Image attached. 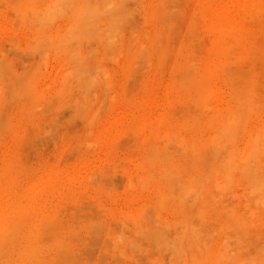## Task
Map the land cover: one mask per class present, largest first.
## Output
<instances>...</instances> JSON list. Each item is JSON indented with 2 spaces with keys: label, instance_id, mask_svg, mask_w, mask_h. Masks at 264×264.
<instances>
[{
  "label": "rangeland",
  "instance_id": "obj_1",
  "mask_svg": "<svg viewBox=\"0 0 264 264\" xmlns=\"http://www.w3.org/2000/svg\"><path fill=\"white\" fill-rule=\"evenodd\" d=\"M30 1L0 0V98L1 102L4 101V104L7 105H1V108L4 107V109H1L3 110V116H6L3 118H8V121L5 120L7 121L6 124L3 121L6 127L0 126V198L4 199L7 194L33 192L36 195V200L33 203L39 211L35 212L36 214L33 213V216L31 215L32 213L28 212L22 214L19 221L24 224H28L30 221L32 223L37 221V224L41 223V225L34 229L29 228L30 230L24 234V237L28 235V238H33L38 244L34 241L33 245L36 246H32L31 249L27 247L24 240L20 241L17 244L18 246L8 249L9 263L4 261L3 264H52V261L54 262L53 264H179V261L180 264H191V262L193 264H224L222 263L224 261L226 264L230 262L232 264L233 260H236L235 263L233 261V264H237L238 261H241V264H244L243 262L245 264H264L263 184L259 185L261 189L255 187L252 183L250 186V183L248 185L243 179L240 180L241 178L239 179V175L236 172L235 174L233 173L236 177L232 175L233 182L230 176L228 183L226 181L227 178L225 176L222 177L223 172L221 173L219 169L218 174H216V169L215 172L213 170L209 171L211 175H208L209 178L205 181L206 168H201L199 169L200 172L198 171L201 174L204 170L203 175L201 174L203 177L201 179L200 175L196 174L197 169H189L194 171H190L189 173L191 174L196 172V177H194L195 175H189L185 171L189 175L187 178L181 169L179 171L176 170V172L171 168L169 170L167 168L165 173L164 167L162 168L159 163L155 167L148 163L144 164L150 157H153V153L150 150L153 145L159 147L153 146L152 151L154 148L163 150L162 147H164L163 151H159L164 153L165 150H168L169 153L165 154V152L162 156H168L172 153L170 156L173 157L174 153L176 161L183 162L184 160L182 159L184 158L179 152L180 148L178 150L177 138H174L176 143L173 140V137H176L175 134L177 136L191 135L193 136L192 138L200 136V139L207 136L206 140H208L210 135H215L213 132H215V125H217L215 122L217 120H213L212 123L214 122V125H212L205 117H209L212 120L213 114L216 115L215 112L219 114V112H225L226 107L228 109L234 107L233 95L238 88L244 95L247 94V92L246 94L244 93L247 90L249 95L252 93L251 98L253 99L251 100L254 101L253 105L249 106L250 108L246 107L248 105H244L246 108H243H249V112L252 109L254 113L251 111L252 116L250 115V117L247 110V116L250 118L247 117V119L242 120L243 122L239 121L240 123L242 122V125L248 121L245 123L246 127L245 125L241 126V130L238 128V122V127L235 129L234 134L240 137H232L235 138L236 142L234 140L230 142L231 138L229 139V136L225 137L221 134L220 136L221 138L224 136L226 140L228 139L230 146H233L232 143H234L240 151L241 148H244L242 152H245L242 158L240 155L242 153H238L240 155L239 158L237 156L238 159H243L241 163L242 161L249 163L248 160L253 158L251 159L253 164L257 160H261V163L264 164V155H262V152H264V150L262 151L264 149V146H262L264 143V0H126V2L125 0H98L97 2L96 0H63L65 4H61L60 7L56 0H50L54 1V3L48 0H37L35 2L34 5L37 8L39 5L42 10L47 7L49 13L51 8H55L58 11H56L57 17L52 16L55 9L50 14L45 9L43 11L39 10L40 8L38 12V10L36 11L37 8L33 7L34 5L30 6L32 4ZM32 1L34 2V0ZM45 1L46 4H49L46 5ZM256 1H259L258 4L260 5H258V10L257 7L252 8L253 3ZM98 3H101L99 7L97 6ZM68 4L72 5L70 7L74 11L69 10L70 7L67 9ZM57 6L58 9L56 8ZM66 6L67 8L65 9ZM106 6L108 11L103 9V7L107 8ZM28 8L31 9L30 13L33 15L30 14L29 16L27 11L24 10L27 9L29 13ZM167 8L169 12L167 10L168 15L166 16L167 12L165 9ZM98 9L101 10L99 11ZM40 11L43 12L41 16H39ZM64 12L65 14L70 13V16L65 17L64 14L62 15ZM97 12L98 14H96ZM162 12H165V14H162ZM43 14L47 21L49 20L46 17L47 14L55 18V20L52 21L51 18L52 22H48V25H46L47 21H44V29L42 27L37 28ZM58 15L63 17L59 19ZM103 15L104 17H102ZM218 15L222 16L224 20L226 19L225 21L229 23L230 29L231 27L233 28L232 31H229V34H232V32L234 35L237 33L239 35L244 34V38H241L237 45L236 41L233 43L229 35L223 36L224 38L220 37L221 39L217 37L219 24L216 16L219 17ZM28 16L34 18L29 19ZM38 16L39 18H37ZM91 16L92 18H90ZM118 16L120 17V22ZM98 18L102 21H99ZM111 19H114V21ZM27 20L28 23L25 22ZM105 20H110L111 22L107 21L105 23ZM127 20L130 21V24L127 23ZM117 21L119 22L118 24ZM113 22L116 24L114 25ZM196 22L198 23L195 24ZM71 23H76L74 24L75 26L73 25L74 28ZM70 24L71 26H69ZM121 24H124V27ZM191 26L192 28H190ZM65 27L70 32L66 33L67 29ZM162 27L165 28L163 29ZM240 28H243V30ZM113 32L115 35H113ZM64 34H67V38L66 42L64 41V49H62ZM38 37L39 39L48 37L47 39L45 38L46 40L43 38L46 42L42 39L43 47H41V43L39 45L44 49V45L47 44V48L44 51L46 50L45 52L49 54L45 55L46 53L43 54L41 52L43 50L39 48L36 41L39 40ZM49 37L51 38V43L48 40ZM68 37L70 38L68 39ZM80 39H84L83 42ZM105 39H110L109 43ZM47 42L50 45L52 44V46H48ZM105 44L107 46L104 47ZM111 44L113 46L117 45L113 48ZM220 44L226 45L227 51L224 54L218 53L219 55L216 56L214 50ZM109 45L111 46L109 47ZM35 46H38L37 48L41 51L32 50ZM70 46H73L74 49ZM75 46H79V49H76ZM95 47L98 52H94ZM56 48H59V51ZM109 48L114 50L110 52ZM229 48L232 50H229L230 54H228ZM143 49L147 50V52ZM88 51H91L89 54L92 56L93 52L96 53L95 56H100L98 60L101 61L105 69L106 67L108 68L107 72L109 74H107L108 77L106 79L108 82L105 80L108 84L102 83L96 87L97 90L92 96V98L96 96V98L99 97L101 100L104 99L105 104L102 105V110H99V112L101 111L100 123L95 126L94 132L90 130V133L88 132L92 134L91 136L86 132L88 127L85 121L77 116L74 118L75 109L72 110L74 106L72 107L71 103L68 102L70 97L73 99L74 97L72 96L78 97V94L75 92V94H71L72 96H64L61 92L62 82L63 80L65 82V79L68 78L65 75H67V69L70 68L72 63L70 60L68 61V57L77 53L88 54L86 53ZM212 52H214L213 56L211 55ZM142 53H145V55ZM227 54L229 57H227ZM257 55L259 56L257 57ZM102 56H104V60ZM136 56L137 58H134ZM184 56H187L189 60L193 57L194 59L197 58L196 61L192 59L193 61L191 60L192 62H190L192 63L191 66L194 65V68L196 67L197 69L202 68L203 64L211 58L212 62L214 56L218 58V60L215 58L217 61L212 63L214 65L217 63L216 67L212 66L214 76L211 77L210 81L213 83L210 85L214 89V94L212 95L213 97L211 96L212 100H210L209 104L211 107L209 105L205 107L207 113L204 110L205 108H202L204 111L200 110L199 105L197 106L198 103L187 98L186 93L177 86L181 81L179 80V75L184 77L183 75L187 73L184 67L185 59L182 61ZM44 57L47 60H44ZM114 57L115 60L113 59ZM179 63H182L183 66H176ZM195 64H198V66ZM176 68L177 70H174ZM172 70L174 73H171ZM182 70L185 74L184 72L182 73ZM175 71L180 72V74ZM109 81L110 83L112 82V85ZM23 82H25V86L29 85L26 87L28 92L25 87L21 86ZM245 83L248 85L252 84L251 88H248L247 84L246 87ZM234 88L236 89L234 90ZM252 88L256 90L254 91ZM257 89L259 90L257 91ZM15 91L20 92V95L25 92L28 95L25 93L19 96L17 93V97H19H16V99ZM249 95L247 94V96ZM104 96L106 97L103 98ZM109 100H111V104ZM256 101L259 107L257 105L258 108L254 109L257 104H255ZM208 106L209 108H207ZM209 109L211 110L209 111ZM192 112L195 113L193 116ZM197 113H201L203 116L206 113V115L201 120L199 119V122L197 121L198 125L195 127L197 123L195 121L198 118L195 120L194 115L195 117L200 116ZM209 113H212V117ZM190 115L192 117L188 118ZM191 119L193 122L190 121ZM204 119L208 122H206L207 124L211 123V127L207 124L205 125ZM187 120L189 121L187 122ZM192 123H195V125ZM261 126L263 131H260V129L256 130L258 127L262 129ZM206 128L207 131H205ZM213 128L215 129L213 130ZM244 128L246 131L243 130ZM240 131H242V134L239 133ZM256 131L263 133L255 134ZM165 132L167 135L169 134V137L166 138L164 136L166 135ZM251 133L253 134L251 135ZM170 134L174 136L171 137ZM248 134L250 137L252 136V141ZM259 134L263 138L259 137ZM170 137L172 140L169 139ZM257 137L263 140L261 141ZM212 138L215 137L213 136ZM247 138L250 140H248L249 142H247ZM84 139L87 140L86 142H90L85 143ZM224 139L222 141L229 146ZM91 140L94 142L92 143ZM256 140L260 143L262 142L257 146L258 149L253 146L259 143ZM246 142L248 144L252 142V145L247 146ZM230 146L229 149L235 148H230ZM251 146L255 148V155L254 151L249 149V147L253 148ZM225 150H222L223 153H227ZM260 152L261 156L257 157ZM148 153L151 155L149 156ZM246 153L250 158L244 155ZM233 154H231L232 157L228 155L231 158L230 162L236 159L233 157L237 154ZM219 156L221 157L222 155L218 154L217 157ZM145 159L148 160L145 161ZM223 160L226 162L224 158ZM251 160L249 161L251 162ZM239 161L232 163L233 165L228 162L227 165L234 166ZM258 161L256 163L259 164L260 162ZM256 163L254 165L257 167V175L263 181L264 166L262 165L263 167H261ZM212 171L218 177L214 178ZM168 174L170 175L167 176ZM182 175H185V178ZM179 176L185 182L193 177L195 179L189 180L187 184L183 181L186 184L184 185L179 181V179L182 181ZM213 178L215 183L211 182ZM216 182L219 184L217 187L220 188H216V185H214ZM230 182L232 183L230 184ZM191 187L201 190L200 192L197 191L201 195V199L196 190L192 191ZM251 187L254 191H251ZM166 188L167 190L171 188L174 194H179L180 192V197L186 191V189L184 191V188H187V191H191V195L195 194V196H198V200L196 199L197 196H186V199L189 196L192 197L187 202L190 206L194 204L191 208L193 217L191 213L190 215L187 214L188 216L186 214L183 215V211L180 210V214L183 217L190 218L191 216L189 220L186 219L188 220L187 222L190 221L189 223H186L182 215L176 212V209L179 211L178 208L181 206L179 197H177V200L173 199L175 200L174 203L172 202L173 200H168L162 203L163 205L161 204L159 199L163 200V197L159 196L163 193L162 191L164 193L167 191ZM182 188L183 191H181ZM261 190L262 193L260 192ZM207 195H212L210 198L214 199L213 202ZM196 200L197 202H195ZM177 201L179 202L178 207L176 206ZM2 202L1 200L0 203ZM23 202L24 204L30 203L27 199ZM209 204L211 205L209 206ZM146 213L147 215H144ZM44 220L46 221L44 222ZM49 222L50 225L48 226ZM188 234L189 236L191 235L192 245L190 239H188ZM52 239L55 240L52 241ZM185 239L189 241L185 242ZM180 245L183 246L180 247ZM198 246L201 251L197 249ZM165 247L169 249L167 250ZM31 250L35 251L36 254H34L35 252L32 254ZM180 252L183 259L180 256ZM224 255L227 257L231 255L228 258L233 259L230 262H228L230 260L228 258L221 259L225 257ZM54 256L55 259L53 258ZM57 259L59 262H56L58 261ZM176 259L178 262H176Z\"/></svg>",
  "mask_w": 264,
  "mask_h": 264
},
{
  "label": "bare ground",
  "instance_id": "obj_2",
  "mask_svg": "<svg viewBox=\"0 0 264 264\" xmlns=\"http://www.w3.org/2000/svg\"><path fill=\"white\" fill-rule=\"evenodd\" d=\"M30 1V0H29ZM37 0H34V2L31 0L30 2L32 3L30 6L32 7V5H34L35 4V2H36ZM48 1H50V0H48ZM57 2V4H58V6L60 7L61 6V4H65V2L63 1V0H56ZM65 1H68V0H65ZM71 1H73V0H71ZM93 1V0H92ZM98 0H96V2H97ZM101 1H103V0H101ZM107 1V0H106ZM106 1H104V2H106ZM129 1V0H128ZM135 1V0H134ZM162 1V0H161ZM50 2H52V1H50ZM62 2H64V3H62ZM120 2H122V1H120ZM125 2H126V0H125ZM165 2V1H164ZM259 2V1H258ZM258 2L256 1V2H251V3H253V7L252 8H256L257 7V10H258V7L260 6L259 4H258ZM12 3V2H11ZM17 3V2H16ZM45 4H46V1L44 2ZM52 3H54V1L52 2ZM52 3H50L51 5H53ZM69 3H71V2H69ZM103 3V2H102ZM111 4H112V2H110ZM109 3V4H110ZM129 3V2H128ZM163 3V2H162ZM47 4H49V3H47ZM46 4V5H47ZM72 4V3H71ZM89 4V3H88ZM92 4V3H91ZM104 4V3H103ZM108 4V3H107ZM67 5V4H66ZM93 5H94V3H93ZM101 5V3L99 4L98 3V7ZM105 5V4H104ZM127 5V4H126ZM164 5V4H163ZM245 5V4H244ZM259 5V6H258ZM26 6H27V4H26ZM40 6V5H39ZM38 6V8L34 5L33 7H35V9H36V11L39 9V10H42V8L41 7H39ZM42 6V5H41ZM53 6H55V5H53ZM58 6L56 7L57 9H58ZM70 6H72V5H69L68 4V8H67V6L65 7V9L67 8V9H69V7ZM15 7V6H14ZM43 7V6H42ZM44 7H46L45 5H44ZM105 7V6H104ZM103 7V9L105 10H107L108 9V7L107 8H104ZM248 7V6H247ZM49 8V7H48ZM89 8V7H88ZM92 8V7H91ZM116 8V7H115ZM262 8V7H261ZM263 8H264V6H263ZM29 9V13H28V10L27 9H24L25 11H27V14L30 16V8H28ZM34 9V8H33ZM45 9V8H44ZM43 9V10H44ZM53 8H51V10H50V13H52V11H54V9L52 10ZM102 9V8H101ZM100 9V10H101ZM102 9V10H103ZM160 9H162V8H160ZM164 9V8H163ZM243 9V8H242ZM39 10H38V12H39ZM42 10V11H43ZM49 10V9H48ZM69 10H73V9H71V7H70V9ZM94 10V9H93ZM95 10H96V8H95ZM94 10V11H95ZM99 10V9H98ZM99 10V11H100ZM111 10V9H110ZM121 10V9H120ZM128 10V9H127ZM159 10V9H158ZM166 10V12H167V10H168V8L167 9H165ZM256 10V11H257ZM45 11H47V7H46V9H45ZM56 9H55V11H54V13H53V17L55 16V17H57L56 15H57V13H56ZM61 11V10H60ZM74 11V10H73ZM93 11V12H94ZM97 11V10H96ZM108 11V10H107ZM106 11V12H107ZM262 11V10H261ZM260 11V12H261ZM23 12V11H22ZM35 12V11H34ZM48 12V11H47ZM58 12V11H57ZM85 12V11H84ZM130 12V11H129ZM168 12H169V10H168ZM168 12H167V14H166V16L168 15ZM255 12V11H254ZM24 13V12H23ZM42 13L43 12H41L40 11V14L39 13H36V14H39V16H41L42 15ZM49 13V12H48ZM49 13V14H50ZM86 13V12H85ZM92 15H93V13L92 12H90ZM100 13V12H99ZM111 13V12H110ZM128 13V12H127ZM153 13V12H152ZM156 13V12H155ZM257 13V12H256ZM19 14V13H18ZM17 14V15H18ZM27 14H26V16H27ZM60 14V13H59ZM65 15V17H68V15L70 16V13L69 14H65V12L64 13H62V15ZM71 14H72V11H71ZM96 14H98V12L96 13ZM107 14V13H106ZM162 14H165V12L163 13L162 12ZM260 14V13H259ZM23 15V14H22ZM31 15H33V14H31ZM46 15V14H45ZM60 16L61 18L63 17V16ZM90 15V14H89ZM95 15V14H94ZM108 15V14H107ZM119 15H120V13H119ZM153 15V14H152ZM19 16V15H18ZM25 16V17H26ZM28 16V17H29ZM39 16L37 17V18H39ZM111 16H112V14H111ZM164 16V15H163ZM219 16V15H218ZM24 17V16H23ZM28 17H27V19H28ZM44 17V18H43ZM43 22H42V18L39 20L40 22V24H41V26H40V24L37 26V28H43L44 29V25H45V23H44V21H47L46 19H45V16H44V14H43ZM46 17H48L49 18V20L47 21V24L46 25H48L49 23H51L52 21H54L55 20V18H53V17H51L50 15H48L47 14V16ZM58 17H59V15H58ZM60 17H59V19H60ZM64 17V18H65ZM97 17V16H96ZM102 17H104V15L102 16ZM119 17V16H118ZM30 18H32V17H29V19ZM34 18V17H33ZM32 18V19H33ZM51 18H52V21H51ZM88 18V17H87ZM90 18H92V16L90 17ZM108 18V17H107ZM124 18V17H123ZM163 18V17H162ZM165 18H169V17H165ZM223 17L221 16H219V17H217L216 16V19H217V22H218V24H219V29L217 30V37H223V36H227V35H229V37H231L230 39H232V41H233V43H234V41H236V45L238 44L237 42H239V40H241V38H244V34L243 35H239L238 33L236 34V32H235V34L236 35H234V33L232 32V34H229V31L231 30L232 31V27H231V29H230V25H229V23H226V19L224 20V18L222 19ZM26 19V18H25ZM84 19V18H83ZM89 19V18H88ZM94 19V18H93ZM99 19V18H98ZM98 19H97V21H98ZM105 19H106V17H105ZM110 19V18H109ZM116 19V18H115ZM120 19V17L118 18V20ZM164 19V18H163ZM81 20V19H80ZM95 20V19H94ZM104 20V19H103ZM112 21H114V19H111ZM169 20V19H168ZM30 21V20H29ZM32 21V20H31ZM51 21V22H50ZM78 21V20H77ZM85 21V20H84ZM99 21H102V20H100L99 19ZM108 21V20H107ZM106 20H105V23L107 22ZM110 21V20H109ZM108 21V22H109ZM116 21V20H115ZM132 21V20H131ZM162 21V20H161ZM225 21V22H224ZM22 22V21H21ZM25 22H27L28 23V20L27 21H25ZM24 22V23H25ZM34 22V21H33ZM49 22V23H48ZM111 22V21H110ZM119 22H120V20H119ZM118 21H117V24L119 23ZM124 22H126V21H124ZM130 21H128L127 20V23L128 24H130L129 23ZM133 22V21H132ZM168 22V21H167ZM26 23V24H27ZM29 23H31V22H29ZM36 23H38V22H36ZM44 23V24H43ZM98 23V22H97ZM105 23H102V24H105ZM123 23V22H122ZM134 23V22H133ZM132 23V24H133ZM164 23V22H163ZM169 23V22H168ZM198 22H196L195 24H197ZM234 23H235V20H234ZM32 24V23H31ZM35 24V23H34ZM72 24V27H73V25L74 24H76V23H71ZM71 24L69 25V26H71ZM84 24V23H83ZM90 24V23H89ZM113 24H114V22H113ZM113 24H111V25H113ZM116 24V23H115ZM114 24V25H115ZM124 24H126V23H124ZM124 24H121L122 26L124 25ZM128 24H126V25H128ZM165 24V23H164ZM239 24V23H238ZM68 25V24H67ZM86 25V24H85ZM84 25V26H85ZM110 25V26H111ZM120 25V24H119ZM125 25V26H126ZM68 26V28L70 29V27ZM75 26V25H74ZM80 26V25H79ZM96 26H98V25H96ZM130 26H133V25H130ZM71 27V28H72ZM105 27V26H104ZM124 27V26H123ZM128 27V26H127ZM239 27V26H238ZM66 28V27H65ZM68 28H66L67 30H66V33L67 32H70V30L68 29ZM74 28V27H73ZM72 28V29H73ZM77 28V27H76ZM92 28V27H91ZM98 28V27H97ZM114 28V27H113ZM163 28V27H162ZM165 28V27H164ZM163 28V29H164ZM190 28H192V26L190 27ZM87 29V28H86ZM85 29V30H86ZM89 29H90V27H89ZM88 29V30H89ZM103 29V28H102ZM240 29H242L243 30V28H240ZM42 30V29H41ZM65 30V29H64ZM85 30H84V32H85ZM107 30H109V29H107ZM122 30H124V28H122ZM129 30V29H128ZM162 30V29H161ZM171 30V29H170ZM216 30V29H215ZM79 31H80V29H79ZM87 31V30H86ZM105 31V30H104ZM111 31H113V30H111ZM74 32H76L75 30H74ZM93 32V31H92ZM96 32V31H95ZM103 32V31H102ZM102 32H100V33H102ZM107 32V31H106ZM118 32V31H117ZM127 32V31H126ZM129 32V31H128ZM143 32V31H142ZM243 32V31H242ZM65 33V32H64ZM77 33V32H76ZM83 33V32H82ZM88 33V32H87ZM91 33V32H90ZM94 33V32H93ZM121 33V32H120ZM123 33V32H122ZM133 33V32H132ZM244 33V32H243ZM62 34V33H61ZM69 34H75V33H69ZM83 34H85V33H83ZM111 34H112V32H111ZM118 34H119V32H118ZM148 34V33H147ZM146 34V35H147ZM36 35V34H35ZM43 35V34H42ZM60 35V34H59ZM72 35H70V36H72ZM101 35V34H100ZM113 35H115L114 34V32H113ZM123 35V34H122ZM121 35V36H122ZM130 35H131V33H130ZM144 35V34H143ZM196 36H197V34H195ZM63 36H65L64 37V40H63V43L61 42L62 41V39H61V43L63 44V48H62V46H60L62 49H64V41L66 40V38H67V34L65 35H63ZM69 36V35H68ZM91 36V35H90ZM103 36V35H102ZM109 36H111V35H109ZM148 36V35H147ZM161 36H163V35H161ZM165 36V35H164ZM40 37V36H39ZM39 37H38V39H39ZM62 37V36H61ZM92 37V36H91ZM97 37V36H96ZM124 37V36H123ZM136 37H137V35H136ZM160 37V36H159ZM44 37H42V38H40L39 40H36L37 42H38V46H39V48L41 49V50H43L44 51V49H46L47 47H46V43H44V44H46V45H44L45 47H44V49L43 48H41V47H43L42 46V43H43V40L46 38H44ZM48 38V37H47ZM46 38V39H47ZM70 37H68V39H69ZM76 38V37H75ZM80 38V37H79ZM98 38V37H97ZM96 38V39H97ZM113 38V37H112ZM115 38H116V36H115ZM224 38V37H223ZM43 39V40H42ZM45 39V40H46ZM68 39H67V41H68ZM93 39H95V38H93ZM99 39V38H98ZM100 39H102V38H100ZM120 39V38H119ZM137 39V38H136ZM156 39V38H155ZM221 39V38H220ZM44 40V41H45ZM49 42L51 43V38L49 37ZM53 40V39H52ZM54 40H56V39H54ZM84 40V39H83ZM83 40L82 39H80V41L81 42H83ZM87 40V39H86ZM91 40V39H90ZM104 40V39H103ZM106 40V39H105ZM108 40V43H109V41H110V39H107ZM107 40H106V42H107ZM253 41H254V39H252ZM42 41V42H41ZM70 41V40H69ZM94 41V40H93ZM231 41V40H230ZM35 42V41H34ZM46 42V41H45ZM49 42H47L48 43V46L50 45L49 44ZM59 42V43H60ZM66 42V41H65ZM72 42V41H71ZM74 42V41H73ZM80 42V43H81ZM92 42V41H91ZM105 42V41H104ZM122 42V41H121ZM157 42V41H156ZM41 43V47H40V44ZM68 43V42H67ZM76 43V42H75ZM77 43H78V41H77ZM76 43V44H77ZM85 43V42H84ZM87 43V42H86ZM107 43V44H108ZM112 43V42H111ZM228 43V42H227ZM35 44V43H34ZM94 44V43H93ZM117 44H118V41H117ZM116 44V45H117ZM143 44V43H142ZM88 45V44H87ZM112 45V44H111ZM111 45H109V47L111 46ZM115 45V46H116ZM145 45V44H144ZM230 45V44H229ZM235 45V46H236ZM256 45H258V44H256ZM37 46V47H38ZM52 46V44L50 45V47ZM57 46V45H56ZM86 46V45H85ZM105 46H107L106 44L104 45V47ZM113 46V45H112ZM115 46H113V48H115ZM219 46V45H218ZM220 46H222V47H220ZM220 46L219 47H217V49H215L214 50V52H212L211 53V55L213 56V53L214 54H216V56H218L219 54H224L226 51H227V46L225 45H222V44H220ZM224 46V47H223ZM36 46L35 47H33L34 49H32V50H40L39 48H37ZM58 47V46H57ZM68 47V46H67ZM70 47H72L73 48V46H70ZM69 47V48H70ZM76 47V46H75ZM79 47V46H78ZM78 47H76V49L78 48ZM145 47V46H144ZM167 47V46H166ZM112 48V47H111ZM158 48V47H157ZM57 49V48H56ZM59 49V48H58ZM57 49V51H59ZM74 49V48H73ZM79 49V48H78ZM89 49V48H88ZM96 47H95V50H94V52L96 51ZM119 49V48H118ZM252 49V48H251ZM257 49V48H256ZM40 50V51H41ZM55 50V49H54ZM86 50H87V48H86ZM90 50H92V49H90ZM109 50H110V48H109ZM108 50V51H109ZM112 51L114 50V49H111ZM111 50H110V52H111ZM133 50H134V47H133ZM140 50V49H139ZM145 52H147V50H145V49H143ZM232 51L231 50V48H229L228 49V54H230L231 52L230 51ZM239 50V49H238ZM43 51H41L43 54L44 53H46L45 55H47V54H49L48 52H43ZM56 51V52H57ZM61 51V50H60ZM70 51V50H69ZM72 51V50H71ZM171 51V50H170ZM253 51V50H252ZM251 51V52H252ZM37 52H39V51H37ZM55 52V53H56ZM62 52V51H61ZM60 52V53H61ZM75 52V51H74ZM89 52H91V51H88V52H86V53H88V54H85V53H77V54H73V55H70L69 57H68V61L70 60V62H72L71 64H70V68L69 69H67V75H65V76H68V78H66L65 79V82H64V80H63V82H62V93H63V95L65 96H70L71 94H75V92L78 94V97L77 96H72V97H74L73 99L70 97V99H69V101L68 102H70L71 103V105H72V110L73 109H75L74 110V112H75V115H74V118H75V116H77V117H80L81 119H83L84 121H85V123H86V126L88 127V128H86L87 129V133L89 132V130L90 131H93V129L95 128V126L97 125V124H99L100 123V121H101V115H100V112H99V110L101 109V108H103V104H105V100L103 99V100H101V98H96V96L94 97V98H92V96H94L93 95V93L97 90V88L96 87H98L99 85H101L102 83H106V81L108 82V80H106L107 79V77H108V68L106 67V65H105V67H106V69L104 68V66H103V64L101 63V61H99L98 59H99V57L100 56H95V54L96 53H94L93 52V56L91 55V54H89ZM96 52H98V51H96ZM140 52V51H139ZM59 53V54H60ZM68 53H73V52H68ZM67 53V54H68ZM104 53H105V50H104ZM114 53H115V51H114ZM219 53V54H218ZM257 53H259V52H257ZM109 54V53H108ZM120 54H121V52H120ZM120 54H118V55H120ZM130 54V53H129ZM143 54V53H142ZM154 54V53H153ZM167 54V53H166ZM196 54V53H195ZM228 54H227V57H229L228 56ZM263 54V53H262ZM69 55V54H68ZM143 55H145V53L143 54ZM250 55V54H249ZM256 55V54H255ZM254 55V56H255ZM108 56V55H107ZM139 56H140V54H139ZM193 56V55H192ZM259 55H257V57H258ZM45 57H47V56H45ZM43 58L44 60L46 59V58ZM109 57V56H108ZM113 57V56H112ZM116 57V56H115ZM115 57L113 58L114 60H115ZM118 57V56H117ZM122 57V56H121ZM146 57V56H145ZM185 57V58H184ZM183 58H182V61H183V59H185V64H184V67H185V69H186V71H187V73L185 74V72L182 70V73L184 72V74L185 75H183L184 77H182L181 75H179L180 74V72H178V71H175V72H178L177 74L179 75V80H181L178 84L179 85H177L178 87H179V89H182L185 93H186V96H187V98H189L190 100H194V101H196L197 103H195V104H197V106L200 108V110H202V111H204L205 110V112H206V105H209L210 104V100H212L211 99V96L214 94L213 93V90L214 89H212L211 88V83L212 82H210L211 81V77H213L214 76V69L212 68V66L214 65V64H212L213 62L215 63L217 60H218V58L217 57H213L214 59H215V61H213L212 60V62H211V57H209V58H211V59H209V61H206L204 64H203V67L202 68H194V65L193 66H191L192 65V63H190V62H192L193 60L192 59H194V57L193 58H191V60H189L188 59V57L187 56H184ZM104 58V56H102V59ZM111 58V57H110ZM134 58H137V56L136 57H134ZM149 58V57H148ZM255 58V57H254ZM109 59V58H108ZM256 59V58H255ZM260 59H261V57H260ZM47 60V59H46ZM104 60V59H103ZM110 60V59H109ZM116 60H118V59H116ZM156 60V59H155ZM195 61L197 60V58L196 59H194ZM253 60V59H252ZM93 61V62H92ZM141 61V60H140ZM150 61V60H149ZM194 61V62H195ZM63 62V61H62ZM69 62V63H70ZM138 62H139V60H138ZM252 62V61H251ZM142 63V62H141ZM196 63V62H195ZM257 63V62H256ZM95 64H97V65H95ZM117 64V63H116ZM140 64V63H139ZM217 64V63H216ZM215 64V65H216ZM229 64V63H228ZM146 65V64H145ZM178 65H182L183 66V64L181 63H179V64H177L176 66H178ZM196 66H198V64H195ZM214 65V66H215ZM230 65V64H229ZM213 66V67H214ZM68 67H69V65H68ZM67 67V68H68ZM216 67V66H215ZM133 68V67H132ZM142 68V67H141ZM213 69V70H212ZM1 70V69H0ZM131 70V69H130ZM141 70V69H140ZM174 70H177V68L176 69H174ZM4 71V70H3ZM173 71V70H172ZM171 71V73H174V71L172 72ZM3 73V72H2ZM131 73V72H130ZM212 73H213V75H212ZM66 74V73H65ZM108 74V75H107ZM176 74V75H177ZM177 75V76H178ZM5 76V75H4ZM182 77V78H181ZM177 78V77H176ZM2 79V78H1ZM63 79V78H62ZM106 80V81H105ZM24 83V84H23ZM23 83H21V86L22 87H28L29 85H26L25 86V82H23ZM65 83V84H64ZM109 83H110V81H109ZM112 83V82H111ZM110 83V84H111ZM236 83H238V82H236ZM235 83V84H236ZM240 83V82H239ZM248 83V82H247ZM247 83H245V85L247 84ZM27 84V83H26ZM106 84H108V83H106ZM213 84V83H212ZM250 84V83H249ZM16 85H18V84H16ZM112 85V84H111ZM238 85V84H237ZM248 85V84H247ZM247 85H246V87H247ZM251 85L252 84H250V85H248V88L250 87L251 88ZM258 85V84H257ZM256 85V86H257ZM104 86V85H103ZM253 86H254V84H253ZM9 87V86H8ZM236 87V86H235ZM245 87V88H246ZM5 88V87H4ZM13 88V87H12ZM31 88V87H30ZM61 88H60V90H61ZM106 88V87H105ZM11 89V88H10ZM14 89V88H13ZM59 89V88H58ZM58 89H57V91H58ZM113 89V88H112ZM236 88H234V90H235ZM239 89V88H238ZM238 89H236L235 90V92H234V95H233V100H234V102H235V106L234 107H231V108H229L228 109V107H226L227 109H225V112H219V114H218V112L216 113L215 112V114L217 115H214L213 114V117L211 116V114L212 113H209V115L212 117V120H210L209 119V117L208 118H206L205 117V119L206 120H208V122L210 121L211 123H212V121L214 120H217L215 123H217V125H215L214 127L216 128H213V130L215 129V132H213V133H215V135H210L209 137H208V140H206L205 138L207 137H203L202 139H200V136L198 137V136H196V137H194V138H192L193 136H186V135H181V133H179L181 136H177V134H175L176 135V137L174 136V135H171L170 134V136L172 137V136H174L173 137V140H174V142L176 143V141H177V145H179V147H178V150H179V148H180V153L182 154V156H183V158L184 159H182V160H184L183 162L181 161V162H177L176 161V159L174 158L175 156H174V153H173V157L172 156H170L171 154H169L168 156L166 155V156H162V154L164 155V153L165 154H168L169 152H168V150L166 151L165 150V152L163 153V152H161V151H163L165 148L164 147H162L163 148V150L160 148V149H153V151H152V148H153V146L154 147H156V148H158L157 147V145H153L152 147H151V152L153 153L152 154V156L153 157H150V159L146 156V158H148L147 160L148 161H150V162H148L146 159H145V161H147V162H145L144 163V160H143V163L146 165L147 163L148 164H151L153 167H155V166H157L158 165V163H159V165L161 164L162 166V168L163 169H165V173H166V169L168 168V170H169V168H171L173 171H179L180 169L181 170H183V172L185 173V171L189 174V175H195V173H193V174H191V173H189L190 171H192V172H194L193 170H189V169H197V175H200V177H201V179L203 178L202 176H201V174L203 175V171L201 172V174L199 173L200 172V170L199 169H201V168H206V169H208V168H210V169H208V170H206L205 169V171H206V175H204V177L206 178V179H204L205 181H207L208 180V175H211V170H213L214 172H215V169H216V174H218V172H219V170H221L220 172L222 173L223 172V176L222 177H224L225 176V178H227V180L226 181H228V179L230 178V176L232 177V182H233V176H234V174H235V172L236 173H238V175H239V179L240 180H242L243 179V181H245V182H247L248 183V185H249V183H250V186H251V183H252V185L254 184V186L255 187H258V189H261V186H259V185H262L263 184V186H264V179H263V181L262 180H260V178L258 177V172H256V170H257V167H255L256 165H254L253 164V161L251 160V159H253V158H250V156L248 155L247 156V153L246 154H244V155H246L248 158H250L249 160H251V162L248 160V162L249 163H247L246 161L245 162H243L242 161V163H241V160H243V159H238L239 158V156L241 155V158H242V156H243V153L245 152V151H243L242 152V150L244 149H242L241 147V151L237 148V145L235 146V144L234 143H232V145L233 146H230L231 144H229L230 142H232V140H234L235 141V138H232L233 136L234 137H240V136H236V134H234L235 133V129L238 127L237 126V124H238V122L239 121H242V120H244V119H247V117L248 118H250L251 116H252V113H251V111H252V109H250L251 111L249 112V106H251V105H253V102L254 101H252L251 99H253V98H251L252 96H251V94L249 95V91L247 90V91H245L244 93L246 94V92H247V94L249 95V96H247V94L246 95H244L243 94V92H240V90H238ZM247 89V88H246ZM253 89V88H252ZM27 92H28V89L26 88L25 89ZM31 90V89H30ZM103 90H104V88H103ZM109 90V89H108ZM238 90V91H237ZM254 90V89H253ZM256 90V89H255ZM254 90V91H255ZM259 89H257V91H258ZM8 91V90H7ZM56 91V92H57ZM112 91V90H111ZM179 91V90H178ZM242 91V90H241ZM14 92V91H13ZM252 92V91H251ZM6 93V92H5ZM15 93H16V96H15V98L17 97V93H18V95L19 96H21V95H24L25 93H22L21 95H20V92H16L15 91ZM233 93V92H232ZM256 93V92H255ZM8 94V93H7ZM10 94V93H9ZM99 94V93H98ZM26 95H28V93H26ZM62 95V94H61ZM109 95V94H108ZM255 95V94H254ZM10 96H12V94H10ZM13 96H14V94H13ZM18 96V97H19ZM7 97V96H6ZM5 97V98H6ZM17 97V98H18ZM24 97V96H23ZM34 97H36V96H34ZM106 96H104L103 98H105ZM213 97V96H212ZM258 97H259V94H258ZM11 98H14V97H11ZM16 98V99H17ZM59 98V97H58ZM57 98V99H58ZM66 98H69V97H66ZM111 98V97H110ZM32 99V98H31ZM62 99H63V97H62ZM65 99V98H64ZM255 99V98H254ZM7 100V99H6ZM9 100H10V98H9ZM13 100V99H12ZM71 100V101H70ZM256 100V99H255ZM64 101H66V100H64ZM107 101V100H106ZM257 101H258V99H257ZM257 101L255 102V104L257 103ZM6 102V101H5ZM67 102V101H66ZM3 103V104H2ZM8 103H9V101H8ZM109 103L111 104V100H109ZM217 103V102H216ZM258 103H259V101H258ZM258 103L256 104V107L254 106V109L256 108H258L259 107V105H258ZM261 103V102H260ZM108 104V103H107ZM110 104H109V106H110ZM232 104H233V102H232ZM1 105L2 106H4V105H6V104H4V101H2L1 102V98H0V126H4V122H5V124H6V122L8 121V118H3V117H6V116H3V110H1V109H4V107H2L1 108ZM246 105H248V106H246V107H249V108H247V109H244V108H246L245 106ZM257 105H258V107H257ZM261 105V104H260ZM7 106V105H6ZM64 106H66V105H64ZM102 106V107H101ZM210 106V105H209ZM209 106L207 107V108H209ZM106 107V106H105ZM211 107V106H210ZM244 107V108H243ZM253 107V106H252ZM70 108H71V106H70ZM69 108V109H70ZM204 110H203V109ZM102 110V109H101ZM198 110V109H197ZM211 109H209V111H210ZM247 110H248V112H249V116H247L248 115V112H247ZM199 111V110H198ZM214 111V110H213ZM222 111V110H221ZM258 111H260V110H258ZM7 112V111H6ZM253 112V111H252ZM207 113V112H206ZM206 113H205V115H206ZM251 113V114H250ZM254 113V112H253ZM6 114V113H5ZM193 114H195V113H193L192 112V116H193ZM198 114V113H197ZM198 115H200L199 117H195V115H194V118H195V120H196V118H198L195 122H199L200 120H201V118H204V116L200 113V114H198ZM103 116V115H102ZM191 115L190 116H188V118L190 117H192ZM197 116V115H196ZM203 116V117H202ZM207 116H208V114H207ZM187 117V116H186ZM210 117V118H211ZM79 118V119H80ZM214 118H216V119H214ZM200 119V120H199ZM204 119V123H205V125L208 123L206 120ZM5 120H7V121H5ZM4 121V122H3ZM146 121V120H145ZM189 120H187V122H188ZM190 121H192V119L190 120ZM203 121V120H202ZM1 122H3V123H1ZM193 122V121H192ZM198 122L196 123V125H195V123L193 124V125H195V127L198 125ZM207 122V123H206ZM219 122V123H218ZM243 122V121H242ZM242 122L240 123L239 122V129L241 130L242 129V127L245 125V127H246V122H248V121H246L245 123H244V125H242ZM9 123V122H8ZM211 123H209V124H207V125H209V127H211ZM214 123V122H213ZM212 123V125H214ZM251 123V122H250ZM249 123V124H250ZM248 124V123H247ZM204 124H203V126H205ZM184 126V125H183ZM242 126V127H241ZM4 127H6V126H4ZM185 127V126H184ZM206 127H208V126H206ZM262 127V126H261ZM264 127V126H263ZM263 127H262V129L261 128H259L258 127V129H256V130H259L260 129V131H263ZM1 128V127H0ZM204 128V127H203ZM249 128V127H248ZM250 128H252V127H250ZM257 128V127H256ZM195 129V128H194ZM204 130V129H203ZM238 130V129H237ZM236 130V131H237ZM243 130H245V128L243 129ZM242 130V131H243ZM252 130V129H251ZM205 131H207V128L205 129ZM239 131V130H238ZM242 131H240L239 133H241L242 134ZM246 131V130H245ZM94 132V131H93ZM170 132H172V131H170ZM178 132H181V131H178ZM90 133V132H89ZM88 133V135H92V134H89ZM92 133V132H91ZM168 133V132H167ZM175 133V132H174ZM238 133V134H239ZM243 133H244V131H243ZM257 133H260V134H262L263 132H259V131H256V133L255 134H257ZM165 134H166V132H165ZM173 134V133H172ZM220 134L221 135H224L225 137H228L229 136V139L231 140H229L230 142H228V139L226 140V139H224V136H223V138H221V136H220ZM233 134V135H232ZM240 134V135H241ZM250 134V133H249ZM248 134V135H249ZM253 133H251V135H252ZM255 134H254V136H255ZM260 134L258 135L259 137H262V136H260ZM85 135H86V133H85ZM84 135V136H85ZM169 135V134H168ZM167 134L166 135H164V136H166V138L167 137H169ZM87 136V135H86ZM96 136V135H95ZM94 136V137H95ZM164 136H162V137H164ZM215 137V138H212V137ZM220 136V137H219ZM247 136V135H246ZM257 136V135H256ZM169 138V139H171L172 140V138ZM219 137V138H218ZM249 137H250V135H249ZM248 137V138H249ZM252 137V136H251ZM250 137V139H251V141H252V138ZM174 138H177L176 139V141H175V139ZM247 138V142H249L250 140ZM256 138V137H255ZM258 138V137H257ZM263 138V137H262ZM222 139H224V140H226V144H228L229 146H230V148L231 147H235L234 149L233 148H231L232 150H233V152L235 151V153L234 154H237V155H235L233 158L236 160H234V161H232V162H230V159L231 158H229V156L228 155H230V157H232L231 156V154H233V152H231L230 153V151H232L231 149H229V146H227V145H225V142H223L222 141ZM259 139V138H258ZM257 139V140H258ZM85 140V139H84ZM95 140V139H94ZM168 140V139H167ZM202 140V141H201ZM205 140V141H204ZM246 140V139H245ZM249 140V141H248ZM254 140V139H253ZM256 140V141H257ZM259 140H261V138L259 139ZM263 140V139H262ZM261 140V141H262ZM87 140H85V143H88V142H90V141H88V142H86ZM169 141V140H168ZM223 143H222V142ZM233 141V142H234ZM91 142L93 143L94 141L93 140H91ZM96 142V141H95ZM169 142H172V141H169ZM236 142V141H235ZM246 142V145L248 146V145H252V142H250V144H248ZM259 141H257V143H258ZM264 142V141H263ZM173 143V142H172ZM224 145V147L226 148V150H225V148L223 147V145ZM262 143V142H261ZM260 142L258 143V144H254L253 146H255V148L259 145V144H261ZM95 144V143H94ZM88 145V144H87ZM86 145V146H87ZM245 145V144H244ZM176 146V145H175ZM227 146V147H226ZM253 146H251V147H253ZM262 146H264V143L262 144ZM262 146H259V147H262ZM176 148H177V146H176ZM221 148H223V149H221ZM255 148L253 147V148H250L249 147V149L252 151H254L255 150ZM264 148V147H263ZM238 149V151H236ZM247 149V148H246ZM257 149H258V147H257ZM159 150H161V151H159ZM177 150V151H178ZM225 150V151H227V153L225 152V153H223V151ZM229 150V151H228ZM264 149H262V151H263ZM155 151V152H154ZM176 151V152H177ZM250 151V152H251ZM261 151V152H262ZM148 152H150V151H148ZM219 152H221V153H219ZM249 152V154H252V153H250ZM261 152L260 153H258V155H257V157L258 156H261L260 154H261ZM154 153H155V155H154ZM238 153H242V154H240V155H238ZM263 154L262 155H264V152H262ZM179 154V153H178ZM218 154H221L222 156L220 157H217V155ZM225 154H227V155H225ZM233 154V155H234ZM256 154V152L254 151V155ZM148 155L150 156L151 154H149L148 153ZM177 155V154H176ZM180 155V154H179ZM224 155V156H223ZM237 156H238V158H237ZM251 156H253V154L251 155ZM226 160V162L223 160V158ZM226 157V158H225ZM245 157V156H244ZM243 157V158H244ZM254 157V156H253ZM247 158V159H248ZM178 159V158H177ZM258 159H260V158H258ZM220 160H221V162H220ZM223 160V161H222ZM238 160H240L238 163H237V165L235 164L234 166H232L233 164L232 163H235V162H237ZM255 160V159H254ZM224 164H223V163ZM228 162H229V164L231 163L232 165H227L228 164ZM258 162H260L259 164L258 163H256L257 165H260L261 167H263L264 166V164L263 163H261V160H259ZM225 163H226V165H225ZM156 164V165H155ZM252 164V165H251ZM141 165H143V164H141ZM150 165V166H151ZM263 165V166H262ZM161 167H160V169H161ZM219 167H223V168H219ZM152 168V167H151ZM150 168V169H151ZM159 168V167H158ZM154 169V168H153ZM159 169V170H160ZM170 169V170H171ZM175 169V170H174ZM187 169H188V171H187ZM219 169V170H218ZM259 169V168H258ZM262 169V168H261ZM264 169V168H263ZM263 169H262V171H263ZM171 170V171H172ZM222 170H224V171H222ZM162 171V173H164ZM170 171V172H171ZM176 171V172H177ZM199 171V172H198ZM210 171V172H209ZM212 171V172H213ZM261 171V170H260ZM208 172H209V174H208ZM213 172V175L215 174ZM264 172V171H263ZM147 173V172H146ZM162 173H160V174H162ZM183 173V174H184ZM187 173H185V175H186V177L188 178L189 177V175H187ZM234 173V174H233ZM172 174V173H171ZM177 174V173H176ZM179 175H180V173H178ZM163 175H165V174H163ZM162 175V176H163ZM170 174H168L167 176H169ZM185 175H182V176H184V178H185ZM212 175V176H213ZM233 175V176H232ZM262 175V174H261ZM161 176V175H160ZM166 176V175H165ZM173 176V175H172ZM190 176V177H191ZM217 176V175H216ZM216 176L214 175V178H216ZM146 177V176H145ZM178 177V176H177ZM176 177V178H177ZM181 176H179V178H180ZM194 177H196V175L194 176ZM193 177V178H194ZM218 177V176H217ZM234 177H236V176H234ZM264 177V176H263ZM150 178V177H149ZM148 178V179H149ZM170 178V177H169ZM173 178V177H172ZM174 178H175V176H174ZM182 178V177H181ZM193 178H191V179H193ZM199 178V177H198ZM212 179V181L211 182H214V180L215 179ZM220 178V177H219ZM225 178H223L224 180H225ZM142 179H145V178H142ZM171 179V178H170ZM191 179H189L190 181H192ZM195 179V178H194ZM193 179V180H194ZM201 179H199V180H201ZM222 179V178H221ZM262 179V178H261ZM150 180H151V178H150ZM168 180V179H167ZM178 180V179H177ZM188 180V179H187ZM188 180V181H189ZM210 180V179H209ZM145 181V180H144ZM162 181V180H161ZM179 181L181 182V183H183V181L185 182V180H183V178H182V181H181V179H179ZM188 181H186L185 183L187 184V183H189ZM235 181V180H234ZM237 181V180H236ZM147 182V181H146ZM166 182H168V181H166ZM178 182V181H177ZM217 182H218V180H217ZM217 182H216V184H214V185H216V188H220V187H217V185H219V184H217ZM232 182H230V184L232 183ZM169 183V182H168ZM171 183H173V182H171ZM191 183H193V182H191ZM195 183V182H194ZM193 183V184H194ZM199 183V182H198ZM204 183V182H203ZM215 183V182H214ZM228 183H229V181H228ZM243 183V182H242ZM260 183V184H259ZM148 184H150V183H148ZM174 184V183H173ZM177 184V183H176ZM180 184V183H179ZM178 184V185H179ZM184 184V183H183ZM183 184H182V186H183ZM186 184H184V185H186ZM211 184V183H210ZM227 184V183H226ZM245 184V183H244ZM12 185V184H11ZM10 185V186H11ZM168 185V184H167ZM167 185H166V187H167ZM175 185V184H174ZM222 185H224V184H222ZM228 185V184H227ZM169 186V185H168ZM173 186V185H172ZM176 186V185H175ZM196 186H197V184H196ZM210 186V185H209ZM208 186V187H209ZM212 186H213V184H212ZM221 186V185H220ZM179 187V186H178ZM222 187V186H221ZM229 187V186H228ZM253 187V186H252ZM251 187V191H254V190H252L253 188ZM11 188V187H10ZM22 188V187H21ZM172 188H174V187H172ZM192 188V189H191ZM191 188H188V189H191L192 191L195 189V187L193 188V187H191ZM169 189V188H168ZM185 189H186V191H185ZM250 189V188H249ZM255 189H257V188H255ZM165 190V189H164ZM166 190H167V188H166ZM173 190V189H172ZM176 190V189H175ZM180 190V189H179ZM196 190V189H195ZM194 190V191H195ZM211 190H212V187H211ZM262 190H264V188H262ZM262 190L260 191L261 193H262ZM181 191H183V188H182V190ZM184 191H185V193L184 194H182V196L180 197L179 195H180V192H179V194H174L173 193V191H171V188H170V190H167L165 193H164V191H160L162 194H160V196L159 197H163V200H161V199H159L160 201H161V204L162 203H165V202H167L168 200H173V199H175V200H177L178 198L177 197H179V201H180V205L181 206H179V202L177 201L176 203V206L178 207L179 206V208H178V210L179 211H177V209H176V212L177 213H179V215H182V214H180L181 213V211H183V215H190V213H191V211H193V210H191V208H192V206L194 205L193 203V205L192 206H190L189 204H188V202L187 201H189V198L192 196V195H194L195 196V194H192L191 195V191H187V188H184ZM197 191H199V189L198 190H196V192ZM201 191V190H200ZM199 191V192H200ZM209 191H210V188H209ZM213 191V190H212ZM175 192V191H174ZM199 192H197V194H198V196H199V198L201 197V195L199 194ZM206 192V191H205ZM249 192V191H248ZM173 193V194H172ZM195 193V192H194ZM209 193V192H208ZM258 193V192H257ZM256 193V194H257ZM251 194V193H250ZM259 194V193H258ZM20 195H24V196H20ZM178 195V196H177ZM187 195H191V196H189V198L188 199H186L187 197ZM253 195V194H252ZM261 195H263V194H261ZM1 196H4V195H1ZM197 196V195H196ZM195 196V197H196ZM198 196H197V200H198ZM202 196H203V194H202ZM209 196V197H208ZM210 196H212V195H207V197L208 198H210ZM41 197V196H40ZM193 197V196H192ZM191 197V198H192ZM261 197V196H260ZM25 198V199H24ZM190 198V199H191ZM207 198V199H208ZM212 198V197H211ZM210 198V200H212ZM256 198V197H255ZM27 199V201L29 200L30 201V203H28V204H24V200H26ZM38 199V198H37ZM195 199V198H194ZM201 199V198H200ZM261 199V198H260ZM3 201L2 203H0V264H3L4 263V261H6V262H8V260H9V254H8V249H10L11 247H13V246H16L20 241L22 242V240H24L25 242H26V245H27V247H32V246H36V245H33V242L35 241V240H33V238L32 239H30V238H28V235H27V237H24V234L28 231V230H30L29 228H36V227H38L39 225H41V223H39V225L37 224V221H35V222H29L28 224H24L23 222H21V221H19L20 220V217L22 216V214H25V213H32L31 215L33 216V213H37L38 211H39V209L37 210V208L34 206V203H33V201H35L36 200V195L33 193V192H29V193H24V194H7V197H5L4 199H2V197L0 198V201ZM175 200H173L172 202L174 203V201ZM197 200L195 201V202H197ZM209 200V199H208ZM209 200V201H210ZM214 200V199H213ZM213 200H212V202H213ZM33 203V204H32ZM160 203V202H159ZM198 203H200V202H198ZM208 203V202H207ZM155 204H156V202H155ZM160 204V205H161ZM261 204H263V203H261ZM46 205V204H45ZM163 205V204H162ZM199 205V204H198ZM211 204H209V206H210ZM214 205V204H213ZM156 206V205H155ZM154 206V207H155ZM158 206V205H157ZM263 206H264V204H263ZM163 208V207H162ZM161 208V209H162ZM160 209V208H159ZM143 210V209H142ZM155 210V209H154ZM181 210V211H180ZM235 210V209H234ZM44 212V211H43ZM156 212V211H155ZM222 212H224V211H222ZM35 213V214H36ZM131 215V214H130ZM140 215V214H139ZM144 215H147V213L146 214H144ZM149 215V214H148ZM183 215H182V217H183ZM187 215V216H188ZM197 215H199V214H197ZM229 215V214H228ZM35 216V215H34ZM186 216V217H187ZM191 216H192V213H191ZM191 216H190V218H191ZM194 216H195V214H194ZM30 217V216H29ZM38 217V216H37ZM139 217V216H138ZM193 217V216H192ZM239 217V216H238ZM184 219H185V221H186V223H189V222H187L190 218H185V217H183ZM40 219V218H39ZM38 219V220H39ZM45 219V218H44ZM186 219H188V220H186ZM182 221H183V219H181ZM34 221V220H33ZM46 220H44V222H45ZM178 221V220H177ZM181 221V222H182ZM35 223V224H34ZM54 224H56L55 222H53ZM45 224V223H44ZM52 224V223H51ZM241 224V223H240ZM50 225V222H49V224H48V226ZM47 226V227H48ZM191 227V226H190ZM240 227H242V226H240ZM189 228V227H188ZM187 229V228H186ZM36 231V230H35ZM182 236V235H181ZM187 236H189V234L187 235ZM33 237V236H32ZM177 237H179V236H177ZM185 237V236H184ZM44 238V237H43ZM47 238V237H46ZM161 238H163V237H161ZM195 238V237H194ZM181 240H182V238H180ZM187 239V238H186ZM185 239V242L186 241H189V240H186ZM188 239H190V243H191V245H192V239H191V235L188 237ZM53 240H55V239H52V241ZM159 240V239H158ZM179 240V239H178ZM177 240V241H178ZM48 241V240H47ZM51 241V242H52ZM156 241V240H155ZM197 241H200V240H197ZM196 241V242H197ZM35 242H37V241H35ZM34 242V243H35ZM163 242V241H162ZM196 242H195V245H196ZM41 243V242H40ZM164 243V242H163ZM166 243V242H165ZM170 243H172V242H170ZM174 244H177V243H175V242H173ZM179 243V242H178ZM194 243V242H193ZM201 243V242H200ZM37 244H38V242H37ZM184 244V243H183ZM187 244V243H186ZM185 245V244H184ZM201 245H203V243H201ZM18 246V245H17ZM38 246V245H37ZM179 246V245H178ZM181 246H183V245H180V247ZM185 246H187V245H185ZM190 246V245H189ZM170 247V246H169ZM16 248V247H15ZM34 249H35V247H33ZM36 248H38V247H36ZM166 248V247H165ZM174 248V247H173ZM187 248V247H186ZM189 248V247H188ZM32 249V248H31ZM167 250L169 249V248H166ZM196 249V248H195ZM197 249L199 250V246L197 247ZM174 250V249H173ZM172 250V251H173ZM179 250H180V248H179ZM184 250V249H183ZM188 250V249H187ZM171 251V252H172ZM193 251V250H192ZM199 251H201V250H199ZM10 252V251H9ZM31 252H32V254L35 252H33V250H31ZM176 252V251H175ZM181 252H183V251H181ZM180 252V253H181ZM185 252V251H184ZM177 253V252H176ZM203 253V252H202ZM225 253H227V252H225ZM264 253V252H263ZM31 254V255H32ZM34 254H36V252L34 253ZM177 254H179V253H177ZM186 254V253H185ZM193 254V253H192ZM13 255V254H12ZM12 255H10V256H12ZM173 255H174V253H173ZM182 255V253L180 254V256ZM191 255V254H190ZM194 255V254H193ZM58 256V255H57ZM180 256H179V258H180ZM225 257H222L221 259H223V258H228L229 256H231V255H229L228 257L226 256V255H224ZM264 256V255H263ZM40 257V256H39ZM60 257V256H59ZM51 258V257H50ZM54 259H55V256L53 257ZM181 258L183 259V257L181 256ZM190 258V257H189ZM192 258V257H191ZM237 258V257H236ZM264 258V257H263ZM262 258V259H263ZM40 259V258H39ZM54 259H52V260H54ZM181 259V260H182ZM228 259H230V258H228ZM233 259V258H232ZM232 259H230L228 262H230ZM58 260V259H57ZM191 260V259H190ZM13 261V260H12ZM42 262H43V260H41ZM40 261V262H41ZM49 261H51V260H49ZM234 261V260H233ZM233 261H232V264H233ZM236 261V260H235ZM235 261H234V263H235ZM244 261V260H243ZM242 261V262H243ZM14 262V261H13ZM48 262V261H47ZM56 262H59V260L58 261H56ZM176 262H178L177 261V259H176ZM194 262V261H193ZM227 262V263H228ZM9 263V262H8ZM7 263V264H8ZM52 264L54 263L53 261L51 262ZM222 263H224V264H226V262L224 261V262H222ZM231 263V262H230ZM229 263V264H230ZM244 264H245V262H243ZM246 263H248V262H246ZM11 264H13V263H11ZM50 264V263H49ZM55 264H57V263H55ZM179 264H180V261H179ZM191 264H193L192 262H191ZM237 264H241V261H238V263Z\"/></svg>",
  "mask_w": 264,
  "mask_h": 264
}]
</instances>
